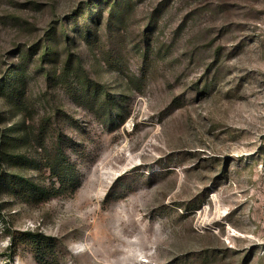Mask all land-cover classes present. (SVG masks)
I'll use <instances>...</instances> for the list:
<instances>
[{
	"label": "rangeland",
	"instance_id": "374dc122",
	"mask_svg": "<svg viewBox=\"0 0 264 264\" xmlns=\"http://www.w3.org/2000/svg\"><path fill=\"white\" fill-rule=\"evenodd\" d=\"M41 261L264 264V0H0V264Z\"/></svg>",
	"mask_w": 264,
	"mask_h": 264
},
{
	"label": "trees",
	"instance_id": "16d2710c",
	"mask_svg": "<svg viewBox=\"0 0 264 264\" xmlns=\"http://www.w3.org/2000/svg\"><path fill=\"white\" fill-rule=\"evenodd\" d=\"M69 166H70V163H68V161L57 159V162L52 169L54 170L55 175L58 178H60L61 180H63V178L65 176L69 175V170L67 169V167H69ZM23 182H24L25 186L32 192L34 197L39 198L41 196L48 194V193H46L45 190H43L40 187L34 186L30 182H27V181H23ZM64 186H65V184L63 183L62 187H64ZM46 198H47V196H46ZM30 236H31L32 242L34 243V246L37 248L38 256L44 260L46 255H45V253H42V250H44V249H42V247L45 246L44 240H47V239L44 238V240L41 241V235H37V234H30ZM40 264H55V263L48 262V261H41Z\"/></svg>",
	"mask_w": 264,
	"mask_h": 264
}]
</instances>
